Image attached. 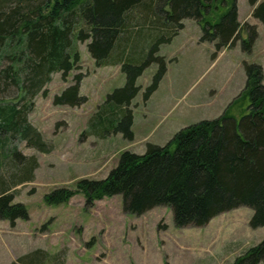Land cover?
I'll list each match as a JSON object with an SVG mask.
<instances>
[{
	"label": "trees",
	"instance_id": "16d2710c",
	"mask_svg": "<svg viewBox=\"0 0 264 264\" xmlns=\"http://www.w3.org/2000/svg\"><path fill=\"white\" fill-rule=\"evenodd\" d=\"M247 3L251 16L264 26V0ZM185 19L200 25V40L214 43V55L238 40L250 52L257 38L256 27L238 20L237 0H0V88L20 95V102L0 100V219L10 225L28 219L25 206L13 202L7 188L25 180L36 163L29 158L20 166L22 155L8 145L17 135L44 150L27 113L33 98L46 93L52 74L65 78L80 67L79 43H86L97 66L120 62L126 77L123 87L106 96L95 120H89L93 132L103 136L109 128L132 139L128 105L140 88L136 79L156 64L144 93L147 99L166 71L158 47L183 28ZM242 29L246 38L240 37ZM146 39H154L147 57L131 62L130 51ZM243 70V88L217 118L181 128L163 146L149 143L143 154L124 150L104 178H81L74 188H54L44 201L56 205L82 194L90 206L102 197L120 195L123 210L130 214L169 207L176 227L203 226L222 212L247 206L253 211L249 226L264 227V77L258 63L244 61ZM80 81L81 74H75L54 95V103L75 106L85 101ZM237 101H248L238 119L229 111ZM259 263H264V236L232 264Z\"/></svg>",
	"mask_w": 264,
	"mask_h": 264
},
{
	"label": "rangeland",
	"instance_id": "374dc122",
	"mask_svg": "<svg viewBox=\"0 0 264 264\" xmlns=\"http://www.w3.org/2000/svg\"><path fill=\"white\" fill-rule=\"evenodd\" d=\"M237 7L240 23L257 30L251 51H243L238 40L214 55V43L200 40V25L183 20V28L158 47L166 71L147 99L144 93L156 64L136 79L140 88L128 105L132 139L109 128L103 136L93 132L90 122L106 103V96L123 87L126 77L120 62L97 66L86 43H79L80 67L65 78L59 72L52 74L46 93L33 98L27 113L44 150L17 135L8 145L22 155L20 166L29 158L36 164L25 180L7 188L13 202L25 206L28 219H17L14 225L0 219V264H232L236 256L261 241L264 227L249 226L253 211L247 206L222 212L203 226L176 227L169 207L130 214L123 210L120 195L102 197L90 206H85L82 194L56 205L44 201V194L54 188H74L81 178H104L124 150L143 154L149 143L163 146L181 128L220 116L243 88L244 61L260 64L264 77V26L250 15L247 0H238ZM246 36L242 29L240 37ZM153 42L137 41L130 61H143ZM78 73L85 101L75 106L55 104L54 95ZM1 89L0 100L20 102L13 88ZM247 104L237 101L229 111L238 119Z\"/></svg>",
	"mask_w": 264,
	"mask_h": 264
}]
</instances>
